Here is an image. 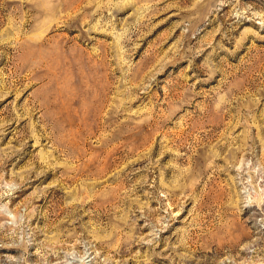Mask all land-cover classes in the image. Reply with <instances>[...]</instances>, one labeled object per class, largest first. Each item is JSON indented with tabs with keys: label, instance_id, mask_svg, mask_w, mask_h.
I'll return each instance as SVG.
<instances>
[{
	"label": "rangeland",
	"instance_id": "rangeland-1",
	"mask_svg": "<svg viewBox=\"0 0 264 264\" xmlns=\"http://www.w3.org/2000/svg\"><path fill=\"white\" fill-rule=\"evenodd\" d=\"M0 264H264V0H0Z\"/></svg>",
	"mask_w": 264,
	"mask_h": 264
}]
</instances>
